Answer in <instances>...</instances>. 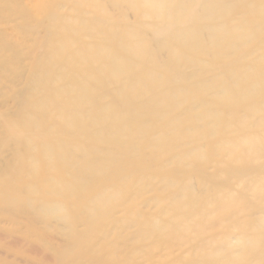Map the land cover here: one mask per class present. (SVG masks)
I'll use <instances>...</instances> for the list:
<instances>
[{"label":"bare ground","instance_id":"obj_1","mask_svg":"<svg viewBox=\"0 0 264 264\" xmlns=\"http://www.w3.org/2000/svg\"><path fill=\"white\" fill-rule=\"evenodd\" d=\"M0 234L41 264H264V0H0Z\"/></svg>","mask_w":264,"mask_h":264},{"label":"rangeland","instance_id":"obj_2","mask_svg":"<svg viewBox=\"0 0 264 264\" xmlns=\"http://www.w3.org/2000/svg\"><path fill=\"white\" fill-rule=\"evenodd\" d=\"M233 189L234 190L232 189H228V190L235 191V193H242L239 188L233 187ZM196 192L198 191L196 190ZM198 194L199 193H196V195ZM1 236L2 235L0 234V238H2ZM0 261L3 264H41L40 257H37L36 259L35 257H30V256H23V255L17 256L16 250H11V249L6 248L5 242L2 241L1 239H0Z\"/></svg>","mask_w":264,"mask_h":264}]
</instances>
